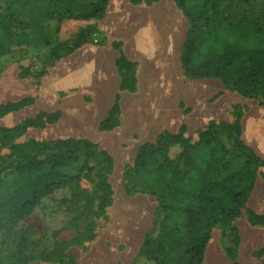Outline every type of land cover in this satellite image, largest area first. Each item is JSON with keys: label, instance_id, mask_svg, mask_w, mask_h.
<instances>
[{"label": "rangeland", "instance_id": "374dc122", "mask_svg": "<svg viewBox=\"0 0 264 264\" xmlns=\"http://www.w3.org/2000/svg\"><path fill=\"white\" fill-rule=\"evenodd\" d=\"M22 1L12 36L0 32V106L24 99L30 103L0 114V131L31 123L9 144L0 141V164L14 169L12 147L33 141L74 138L95 144L97 150L92 158L82 151L63 167L64 175L56 181L65 184L43 197L13 232H0V264H153L138 254L146 235L159 236L163 216L156 217L158 201L134 173L140 146L160 135H176L182 126L183 137L194 143L214 121L228 149L241 140L264 162V97H243L220 79L185 76L180 58L190 25L175 0H139L151 12L154 2L160 12L163 1L164 30L179 36V48L165 58L164 78L157 87L139 86L132 65L123 58L115 65L111 39L101 31L103 15L84 18L104 14L108 0ZM7 5L0 0V15L8 14ZM34 15L41 17L40 38L32 29ZM263 15L264 0L226 2L219 10L220 19ZM81 55L85 60L78 62ZM170 91L177 97L167 100ZM99 103V117L91 118ZM66 119L87 121L89 131L65 132L60 124ZM182 150L181 144L167 141L172 160ZM178 168L184 171L181 163ZM251 212L264 215V163L242 216L233 222L220 220L212 229L202 264H264V223L252 224ZM23 231L26 248L20 244ZM38 240L43 243L32 245ZM52 241L61 243L68 262L37 256Z\"/></svg>", "mask_w": 264, "mask_h": 264}, {"label": "trees", "instance_id": "16d2710c", "mask_svg": "<svg viewBox=\"0 0 264 264\" xmlns=\"http://www.w3.org/2000/svg\"><path fill=\"white\" fill-rule=\"evenodd\" d=\"M233 1L237 0H175L190 25L181 67L188 79H220L243 97H264V15L220 19L219 10ZM7 3L8 14L0 15V32L12 36L14 17L21 12L24 2L7 0ZM99 5L104 11L103 3ZM101 15L102 11L84 18ZM40 23V16H32V29L39 38ZM29 103L24 99L1 105L0 114L21 110ZM30 123L25 121L22 126L2 129L0 141L9 144ZM184 133L182 126L176 135H160L156 142L142 144L134 160L135 176L158 201L156 217L163 216L159 236L146 235L140 247L138 258L146 263L202 264L212 229L220 220L233 222L242 216L243 207L252 196L258 169L264 163L241 140L228 149L214 121L208 123L194 143L185 139ZM167 141L183 146L177 161L167 155ZM96 150L95 144L74 138L14 145V169L0 164V232L6 228L13 232L43 197L65 184L63 180L56 181V177L64 175L63 167L75 161L82 151L92 158ZM178 163L183 165V172ZM77 180L78 177H73L74 182ZM249 218L252 224L264 223V215L251 212ZM25 235L23 231L20 240L23 248L28 244ZM40 243L43 241H32V245ZM60 246L58 241H52L37 256L43 261L68 262L70 257Z\"/></svg>", "mask_w": 264, "mask_h": 264}, {"label": "crops", "instance_id": "0c3cea01", "mask_svg": "<svg viewBox=\"0 0 264 264\" xmlns=\"http://www.w3.org/2000/svg\"><path fill=\"white\" fill-rule=\"evenodd\" d=\"M109 1L102 17L101 31L111 39V56L115 65L123 58L126 64L132 65L139 86L157 87L164 78L165 58L172 57L179 48V36L171 30H164L166 17L161 10L164 0L160 12L158 2H154L156 9L151 12L144 9L146 3L143 8L139 0H113V5ZM201 123L202 119L195 124Z\"/></svg>", "mask_w": 264, "mask_h": 264}, {"label": "bare ground", "instance_id": "6f19581e", "mask_svg": "<svg viewBox=\"0 0 264 264\" xmlns=\"http://www.w3.org/2000/svg\"><path fill=\"white\" fill-rule=\"evenodd\" d=\"M82 59H85V56L84 55H81L77 61L80 62ZM100 64L102 65L103 62H100ZM102 68V66H100ZM102 72H104V70H102ZM174 84V83H172ZM171 93L168 94V96L170 97H167L166 99L167 100H171V99H174L177 97L176 93H174V91H170ZM190 97H188V100H189ZM101 106L102 104L99 103L96 105L94 111L92 112L91 114V118H97L99 117L100 115V109H101ZM65 132L67 133H72V132H76V133H83V132H88L89 131V125H88V122L87 121H76V122H71L69 120H64V122H62L60 124ZM207 263V261H206Z\"/></svg>", "mask_w": 264, "mask_h": 264}, {"label": "built area", "instance_id": "2783aa9c", "mask_svg": "<svg viewBox=\"0 0 264 264\" xmlns=\"http://www.w3.org/2000/svg\"><path fill=\"white\" fill-rule=\"evenodd\" d=\"M94 42H95V43H98V41H97L96 39L94 40Z\"/></svg>", "mask_w": 264, "mask_h": 264}]
</instances>
